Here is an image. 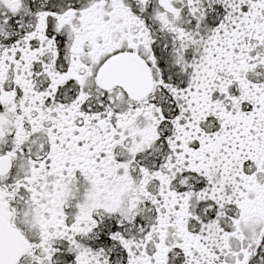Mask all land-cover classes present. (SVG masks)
Masks as SVG:
<instances>
[{"label": "snow or ice", "instance_id": "1", "mask_svg": "<svg viewBox=\"0 0 264 264\" xmlns=\"http://www.w3.org/2000/svg\"><path fill=\"white\" fill-rule=\"evenodd\" d=\"M0 264H264V0H0Z\"/></svg>", "mask_w": 264, "mask_h": 264}]
</instances>
